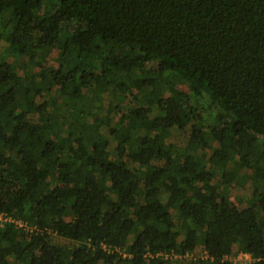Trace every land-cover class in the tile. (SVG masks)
Returning a JSON list of instances; mask_svg holds the SVG:
<instances>
[{"label":"trees","instance_id":"1","mask_svg":"<svg viewBox=\"0 0 264 264\" xmlns=\"http://www.w3.org/2000/svg\"><path fill=\"white\" fill-rule=\"evenodd\" d=\"M0 212V264H264V0H0Z\"/></svg>","mask_w":264,"mask_h":264},{"label":"rangeland","instance_id":"2","mask_svg":"<svg viewBox=\"0 0 264 264\" xmlns=\"http://www.w3.org/2000/svg\"><path fill=\"white\" fill-rule=\"evenodd\" d=\"M13 18H12V16L11 15H9V14H3V18H2V21L4 22V23H6V25L7 26H9V25H11L12 23H13ZM106 49H107V47H106ZM55 65V62L54 61H52V60H49L48 59V56H46L45 58H44V60H41L40 62H33L32 63V68H33V70H36V69H39L40 67H43L44 69H47L48 67H51V66H54ZM185 88L187 89V87H185L184 85H178V89H180V90H185ZM97 91H95V93H96ZM98 94H96V96H97ZM70 119V118H69ZM184 132H186V130L184 129ZM183 133H181L180 135H182ZM232 160H239V157H237V156H231L230 157ZM239 164H240V162H239ZM248 174H250V171L248 170L247 172H245V174H244V176H248ZM239 194H241L240 192H238V193H235L234 191H230L229 192V197H230V200H231V202L232 203H235L236 202V200L238 199V198H240L239 197ZM246 198V203H248V204H250V203H252V201H253V199H248V197L246 196L245 197ZM201 239H199L198 240V242L199 243H201V241H200ZM201 254V253H200ZM229 260L231 261V262H233V263H236V264H247L248 262H249V257H248V255H242V254H239V255H236V257H235V259L234 258H231V257H229Z\"/></svg>","mask_w":264,"mask_h":264},{"label":"built area","instance_id":"3","mask_svg":"<svg viewBox=\"0 0 264 264\" xmlns=\"http://www.w3.org/2000/svg\"><path fill=\"white\" fill-rule=\"evenodd\" d=\"M7 221L12 222L16 226H21V222L19 220L12 219L10 216H7L6 214L0 212V225ZM242 255H247V254H242Z\"/></svg>","mask_w":264,"mask_h":264}]
</instances>
